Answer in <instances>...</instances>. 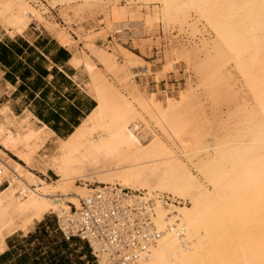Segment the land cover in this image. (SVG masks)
<instances>
[{"label": "bare ground", "instance_id": "1", "mask_svg": "<svg viewBox=\"0 0 264 264\" xmlns=\"http://www.w3.org/2000/svg\"><path fill=\"white\" fill-rule=\"evenodd\" d=\"M44 1L59 6L75 0ZM151 1L161 5L164 29L193 20L194 33L203 27L215 38L212 44L194 42L173 54L185 65L186 88L150 92L136 85L134 70L148 63L135 61L122 49L120 61L89 44L93 34L81 25L85 17L79 10L65 13L63 19L76 24L80 41L86 42L79 61L89 73L87 88L97 102L91 115L62 139L37 128L30 114L17 117L10 106H0V153L19 149L26 165L0 160V185L6 181L13 187L0 192V254L6 252V236L28 234L50 213L61 221L80 208L82 199L106 186L139 193L154 205V222L162 235L137 264H264V0ZM30 3L0 0V18L10 35L45 21ZM124 24L118 21L109 28L115 42L132 33ZM46 25L63 45L77 44L66 28ZM191 69L200 78L198 89L221 95L224 101L234 81L242 83L255 105L243 125L228 127L222 137L212 133L204 112L202 116ZM50 139L58 143L41 161L44 177L49 170L55 173L48 181L34 173L24 153L28 146L41 147ZM88 183L99 186L90 188ZM176 218L180 223L175 224ZM175 225L185 229L183 237L170 228ZM96 255L105 264V254L96 250Z\"/></svg>", "mask_w": 264, "mask_h": 264}, {"label": "rangeland", "instance_id": "2", "mask_svg": "<svg viewBox=\"0 0 264 264\" xmlns=\"http://www.w3.org/2000/svg\"><path fill=\"white\" fill-rule=\"evenodd\" d=\"M76 1L77 0L72 1L71 3H68V5L66 3H59V6H58V3L56 5L55 4L49 5L44 0H27V2H29V3L31 2L30 3L31 6L34 5L33 7L42 13L43 19H45V21H44L45 23L43 21H42V23L32 22L28 26L25 27V29L23 30L22 33H24L26 31V29H29V27H31V28L32 27L35 28V27H39V26L44 27V25H45V27L48 28L47 27L48 25H46V23H48V24L49 23H56V24H58V26L60 28H63V29L66 28L71 34H73V37L75 35L74 38L78 40L77 44L75 45V47H77L82 42V40L80 41V37H79V32L81 29L77 28L78 26L72 22L67 24L65 22V20L63 19V16L65 13H72V12L81 10L82 12H84L83 13L84 17H85L84 21L86 22V24H85V22L83 21V23H81V25L88 32L92 31V34H93L91 37V40L89 41V44L96 46L95 41L97 39H102L103 41L106 42V47L105 46H101V47H103L106 50V52L109 56H112L113 54H115L118 56V58L121 61L122 59H121L120 53H122L124 51V52H126V54L129 53V56L132 55L131 58H133V59L135 58V61L141 62V63L142 62L148 63L147 65H145V63H143L144 69L141 71L140 74H136V76L133 80L136 83V85H139L143 89H146L150 92H156V91H160V90H168V91H176L177 92L180 89L186 88V86H187V80L186 79H187L188 73L186 71L185 65L182 66L181 64H179L177 62V60L175 59V57H173V54L175 53L176 50L180 51V50L186 49L189 46H190L189 48H191L193 46L194 42L200 43V42L204 41V42H208L209 44H212L214 39H215L213 37V34L211 33V31H209V29H203V27H200L201 30L199 33H194L192 28H191V25L194 24L193 20H191L188 25L181 26L179 24H172L169 27H167L166 29H164L162 22H161V14H160L162 12L161 11V5L155 1H151V0H82V2H81V0H78L80 3L78 1L77 2ZM74 2H76L77 4H75ZM85 2H87V3H85ZM112 3H114L115 5ZM153 3H155V4L153 5ZM64 7H66V8H64ZM39 8L41 10H39ZM157 9H158V11H157ZM155 12H157V13H155ZM118 15H120V16H118ZM154 15H156V16H154ZM122 17H124V18H122ZM120 19H121V21H120ZM118 21L121 22L122 24L126 23V24H124L127 26L126 28H132V30H131L132 33H129L126 37H123L122 39L117 38V40L115 42L113 40V35H114L113 31L109 30V28L114 23H118ZM124 21H126V22H124ZM155 23H157V24H155ZM135 24L137 25V27L135 26ZM107 28H108V31L106 30ZM70 30H72V32ZM102 30H104V31H102ZM165 30H166V32H165ZM0 31H5L6 33L9 34V29L6 26V23L1 18H0ZM98 32H101V33L99 34ZM130 34L132 35L131 39L128 38V36ZM194 36H196L195 39H193ZM77 37H79V38H77ZM203 37H205L206 39H204ZM91 42H93L94 44ZM83 44H84V49L81 50L82 52L80 51L81 55L87 51L86 42L84 41ZM116 48H117V51L115 50ZM121 49L123 51H121ZM172 51H173V53L169 54V52H172ZM171 58L173 59V61L170 60ZM175 60H176V62H175ZM181 67H183V68H181ZM149 68L151 69L150 71H148ZM188 72L192 78L193 87L195 89H198L197 86H198V82H199L200 78L198 77L197 73L193 69H191ZM86 73L89 75V73L87 71H86ZM237 82H239V81L238 80L234 81V84H233L234 87L231 91V96L229 98L230 100L227 99V101H224L225 99L220 97L221 95H217L214 93L212 94V92H210V91L205 92L204 89H202V88L198 89L199 90L198 95H199V100H200V108H202L201 112H202V114L204 112V114L206 115L205 116L203 114L202 116L203 117L205 116L204 119H206V120L208 119L207 121L209 122V125L211 124L209 127H212V128H210V130L212 131V129H213L212 133H214L218 137L224 136L226 130L229 129L230 127H231V129H234V128L238 127L239 124L243 125L245 123L244 121H246L248 119L249 113L254 109L255 105H254V102L252 100L251 94L247 92V90L243 87L241 82L238 84H237ZM238 86H239V88H238ZM87 87L89 88V84L87 85ZM200 90H201V92H200ZM89 91L90 90L88 89V92ZM244 91H246V92H244ZM242 93H244V94H242ZM245 94H247L246 95L247 98H246ZM248 94H250V95H248ZM206 95H207V98H206ZM209 95H211V96H209ZM249 96L251 98H249ZM247 99H249V100H247ZM247 101H249V102H247ZM227 104H230V106L229 105L227 106ZM250 107H252V108H250ZM232 116H233V118H232ZM237 119H238V122H237ZM211 120H212V122L210 123ZM226 120H227V122H226ZM219 124H221V125H219ZM247 124H248V127L252 126V123H247ZM225 126H227V127H225ZM232 132H233V130H232ZM140 136L141 135H139V137ZM57 143H58L57 139H50V140L45 141L41 145V147L31 145L30 147L28 146L26 148V151L24 154L28 157L30 162L34 165V166H32V169L34 170V173L38 177L43 176L42 172H41V161L43 159H47L50 155H52L53 151L55 150V146ZM0 156H1L0 160L3 162L13 160L22 166H26V165H24L25 160L20 156L19 149H16L15 151H3L2 154L0 153ZM7 159H9V160H7ZM35 170H36V172H35ZM42 178L46 179L47 177L43 176ZM55 178L56 177H53V179H55ZM53 179H46V180L50 181ZM8 183L9 182L5 181V182H3L2 185H0V187H1L0 192H7L8 193V192L13 190L12 185L10 183L9 184ZM81 184H82L81 182L78 183V185H81ZM9 185L12 187L11 189H10ZM88 185L90 186V188H95V189L99 186L97 184H90V183H88ZM7 190H9V191H7ZM72 209H74V207ZM45 220L49 226V228H47V230L51 234L53 233L52 232L53 228H57L60 231L59 224H58V216L56 214H53V213L47 214ZM38 227H39V223L35 224L31 232H34ZM12 236H6L4 238L5 243H6V240L11 237L8 240V242H10L12 245L23 244L22 240L26 237L21 232H19L18 234L16 233V235L13 237ZM36 243H38V242H36ZM7 247H8V245H7ZM48 247L49 246L47 243H43L44 251L48 250ZM70 248L73 250V253L72 252L71 253L74 254V256L80 257L79 262L77 264H100V263H98L96 258L92 255L91 250L86 243L81 242L80 240L77 239L76 242L71 243ZM85 248H87L90 251L89 254H86ZM74 256L72 255V257H74Z\"/></svg>", "mask_w": 264, "mask_h": 264}, {"label": "crops", "instance_id": "3", "mask_svg": "<svg viewBox=\"0 0 264 264\" xmlns=\"http://www.w3.org/2000/svg\"><path fill=\"white\" fill-rule=\"evenodd\" d=\"M13 34L0 31V106H10L17 117L30 114L35 126L45 127L53 138L68 137L97 106L87 89L89 75L79 61L84 44L65 46L53 29L43 26ZM95 44L106 42L97 39ZM143 69L134 71L140 74ZM47 177L53 179L55 173L49 170Z\"/></svg>", "mask_w": 264, "mask_h": 264}, {"label": "built area", "instance_id": "4", "mask_svg": "<svg viewBox=\"0 0 264 264\" xmlns=\"http://www.w3.org/2000/svg\"><path fill=\"white\" fill-rule=\"evenodd\" d=\"M154 214L152 201L139 193L103 186L82 199L79 209L58 219V224L66 240L86 243L98 263L96 250L105 254V264H137L162 235ZM175 222L180 223L179 218ZM170 228L180 237L185 234L177 225Z\"/></svg>", "mask_w": 264, "mask_h": 264}, {"label": "trees", "instance_id": "5", "mask_svg": "<svg viewBox=\"0 0 264 264\" xmlns=\"http://www.w3.org/2000/svg\"><path fill=\"white\" fill-rule=\"evenodd\" d=\"M42 221L34 232L29 233L22 240L23 244L12 245L9 242L10 250L0 254V264H77L79 262L80 257L74 256L70 248L71 243L76 242L77 239L66 240L57 228H53L51 234L47 230L49 226L46 220ZM43 243L48 244V250L44 251ZM85 252L90 253L87 248Z\"/></svg>", "mask_w": 264, "mask_h": 264}]
</instances>
